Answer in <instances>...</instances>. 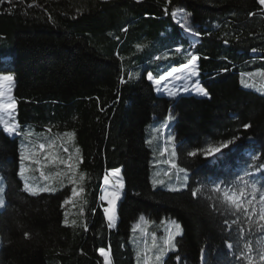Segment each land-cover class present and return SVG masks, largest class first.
Here are the masks:
<instances>
[{"label":"trees","instance_id":"1","mask_svg":"<svg viewBox=\"0 0 264 264\" xmlns=\"http://www.w3.org/2000/svg\"><path fill=\"white\" fill-rule=\"evenodd\" d=\"M174 7L191 13L187 20L199 37L186 34L173 20ZM136 44L146 47L137 51ZM180 45L182 51L175 53ZM169 53H173L169 59H154ZM187 53L201 57L191 85L198 81L207 97L191 87L170 97L146 78L149 72L156 77L186 63ZM261 70L264 10L256 0H172L167 15L164 0H2L0 75L14 76L11 95L17 104L18 130L31 131L37 143L74 131L69 149L79 148L76 158L83 159L79 171L86 178L84 194L74 198L76 207H61L71 195L67 179L65 187L52 181L55 192L24 191L17 172L28 141L0 126V176L6 199V207L0 208V264H104L97 251L101 247L110 250L112 264H137L136 254H143L145 243L151 246L152 233L162 244L172 220L182 225L183 234L176 237L177 249L165 255L163 264H176V255L182 264H240L223 244L228 238L223 218L208 207L205 197L193 199L190 189L200 184L211 187L213 180L232 181L249 165L264 163ZM129 72L134 79L128 80ZM251 72L254 75L248 76ZM252 78L257 80L251 83L254 87L240 83ZM169 114L174 119L165 127ZM245 123L251 127L244 129ZM167 134L178 144L193 146L205 140L239 139L231 154L215 164L181 153L178 162L190 168L185 181L184 174L174 170L170 179L165 177L169 166L157 163L170 158L168 153L160 155ZM149 140L151 144L146 143ZM253 156H258L256 161ZM62 167L44 171L53 177ZM113 168L120 169L124 188L116 204V227L109 229L99 197L103 177ZM31 169L40 174L36 165ZM154 179L165 183L153 186ZM250 179L264 185L261 173ZM167 182L180 190H170ZM182 183L188 187L180 188ZM141 215L149 221L142 223L144 238L139 230L132 231ZM72 220L77 221L75 227ZM237 230L232 228L233 237ZM25 231L31 234L29 239L24 238ZM246 239L255 245L264 241V234L253 230ZM201 248L206 249L203 260Z\"/></svg>","mask_w":264,"mask_h":264},{"label":"snow or ice","instance_id":"2","mask_svg":"<svg viewBox=\"0 0 264 264\" xmlns=\"http://www.w3.org/2000/svg\"><path fill=\"white\" fill-rule=\"evenodd\" d=\"M2 2V0H0ZM172 0H164V12L169 14V5H171ZM256 3L261 6V10H264V0H256ZM170 14L173 20L179 25V27L188 35L193 37H199L200 32L195 31L194 27L188 22L187 18L191 16V13L186 12L183 7L171 8ZM249 16H254L255 13L249 12ZM181 17L182 19H177ZM122 31H127V29H122ZM224 43H228L227 40ZM146 45L136 44L135 48L137 51H141ZM195 47V43L192 44ZM182 51V45L175 48V53H180ZM256 51V49H252ZM173 53H169L162 56H156V60H166L169 59ZM189 56L186 63H181L179 67L172 66L166 70L163 74L154 77L153 73L149 72L147 74V79L153 83L155 86H160L164 82V89L167 90V95L170 97H176L179 92H187L188 86H182L178 91H174L168 88L167 81L169 78L180 79H190L191 77H196L198 75L197 63L201 58L197 54L187 53ZM205 59H207L205 57ZM227 69H222L226 71ZM188 73L187 76L177 75L178 73ZM261 74H264V70H261ZM248 76H253V73H248ZM128 80L134 79V74L132 72L127 73ZM14 81V76L11 74L0 75V109H5L9 113L7 121L0 116V126L3 127V131L9 135H22L28 141L27 145L23 147L26 151L20 152V166L17 175L24 178V191L37 195L41 192H55L57 189L51 186L54 179L59 180L61 187H65L64 180L67 179L69 185L71 186V195L66 197L61 204V207L65 205L72 204L76 207L74 198L80 197L84 194L85 188L83 187V181L86 178V174L79 171V165L83 162L82 157L77 160V155L79 154V148H75L74 152H70L69 145L73 144L75 140V132H64L58 138H49L48 142H38V137L34 139V134L31 131L21 132L19 131V125L15 121L14 117L11 115L16 109V100L11 96V89H8L7 102H4V97L6 95L4 90V83L7 82L9 85ZM125 77L123 74V69L121 70L120 83H125ZM240 83L245 87H254L255 85L249 84L247 80L241 79ZM192 89L201 96H209L207 90L199 86L197 81L192 85ZM261 90H264V85L261 86ZM174 117L169 114L164 122L165 127L169 126L170 121ZM244 129L251 127L250 124H243ZM46 132L51 133V128H46ZM156 132H160V129H154ZM57 139L60 143L57 144ZM239 137L232 136L230 139H223L219 141H201L199 144L193 145H183L178 144L176 137L171 134L166 135L165 146L161 149L160 155L163 156L166 153L169 154L170 158L163 161H157V163H163L169 166V170L165 171L163 175L165 177L171 178L172 171L174 170L177 175L184 174V179L187 181L188 173L190 171L189 167H181L179 160V155H183L191 160H196L197 158H202L206 164H215L222 159L228 157L233 148H236L237 141ZM146 143L151 144L152 141H146ZM38 149V150H37ZM169 149H171L169 153ZM63 154H67V158ZM42 157V159H41ZM258 156H253L252 160L256 161ZM25 162H28L26 166ZM31 165H36L37 170L40 171V176L44 181H48L44 186H34L28 182L25 173L30 172ZM49 166H63L59 171H57L53 177L45 174L44 169ZM111 176L116 177V183L112 184V190L105 189L103 194L99 197V200L106 201L107 207H103V213L107 221V227L109 229L116 227V204L121 198V190L124 188L123 179L120 177V169L113 168L110 170ZM256 173H261L264 175V163L258 164V166L249 165V170L243 171L242 175H236L232 181L220 180L219 182L213 180L210 181L211 187L208 184H200L197 187H192L190 189L191 196L193 199H198L200 197H205L208 202V207L214 212L219 214L223 218V224L228 231V238L223 240V244L231 253L235 260L240 262V264H264V241H256L255 245L252 240L246 239L253 230L258 233L264 234V185L258 186L256 182L250 179ZM159 176V173H157ZM109 174L106 173L103 177L104 185L110 184ZM165 180L154 179L153 186L163 185ZM187 183H182L180 188H187ZM172 191H179V188H171ZM86 204V201H85ZM6 207L5 199V189L0 186V208ZM85 208L83 206L79 209V214L83 215ZM95 212V209H93ZM67 213H65L64 224L68 225L69 220L67 219ZM227 217H235V219L229 220ZM243 218V219H242ZM144 224H148L149 221L145 220L144 216L141 215L139 218ZM164 223V221H161ZM71 225L75 227L77 225L76 220L71 221ZM244 225L247 226V232L245 231ZM83 228L85 231L88 230L87 223H83ZM237 227V234L235 237L232 236V228ZM139 225H134L132 231L136 232ZM143 231V229H140ZM166 235L162 237V244H158L156 233H152V244L148 246L145 243V248L143 254L137 252V264H163L164 257L170 251H176L177 243L176 237L183 234L182 225L172 220L170 222V227L165 229ZM25 239H29L31 234L27 231L23 233ZM99 255L103 257L104 264H112L110 259V250H106L104 247L97 249ZM201 259H204V254L206 252L205 248L200 249ZM176 264H182V258L179 255L175 257Z\"/></svg>","mask_w":264,"mask_h":264},{"label":"rangeland","instance_id":"3","mask_svg":"<svg viewBox=\"0 0 264 264\" xmlns=\"http://www.w3.org/2000/svg\"><path fill=\"white\" fill-rule=\"evenodd\" d=\"M178 19H182L181 17H178ZM252 73V72H251ZM177 75H180V76H187V75H189L188 73H178ZM257 80L256 79H254V78H252L250 81H248L249 82V84H251L252 82H256ZM192 77L190 78V79H187V80H184V79H180V80H177V79H175V78H169V80L166 82L167 83V85H168V88L169 89H172V90H174V91H178V89L180 88V87H182V86H185V85H187L188 87H191V90L192 91H194L193 89H192ZM11 89V84L9 85L7 82H5L4 83V90H5V93H6V95H5V97L3 98L4 99V102H7V97H8V89ZM159 88H160V91H166V89H164V82H162V84L159 86ZM195 92V91H194ZM178 93H182V92H179L178 91ZM10 94H11V92H10ZM12 96V95H11ZM11 115L14 117V119H15V112L13 111L12 113H11ZM0 116H2L6 121H7V119H8V117H9V113H8V111L7 110H5V109H0ZM109 174V177H110V184L109 185H104V183H103V189H102V192H101V195L103 194V191L105 190V189H108V190H112V184H115L116 183V177H113V176H111V173L109 172L108 173ZM25 177H27V179H28V182L29 183H31V184H33L34 186H44L46 183H49L48 181H44L43 180V178L40 176V174L39 175H37V174H34V173H31V172H27V173H25ZM21 179H22V181L23 182H25V180H24V178H22L21 177ZM1 176H0V186H1ZM166 185L169 187V188H171V183L170 182H167L166 183ZM102 203H103V207H107L108 205H107V202L106 201H102ZM142 221L140 222V224H138L139 225V227L137 228V230H139L140 231V234L142 235V237L144 238L145 237V231H144V226L142 225ZM140 229H143V231H141Z\"/></svg>","mask_w":264,"mask_h":264}]
</instances>
